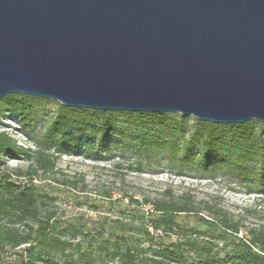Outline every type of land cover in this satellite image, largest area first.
<instances>
[{"label":"water","instance_id":"1","mask_svg":"<svg viewBox=\"0 0 264 264\" xmlns=\"http://www.w3.org/2000/svg\"><path fill=\"white\" fill-rule=\"evenodd\" d=\"M264 123V0H0V99Z\"/></svg>","mask_w":264,"mask_h":264},{"label":"rangeland","instance_id":"2","mask_svg":"<svg viewBox=\"0 0 264 264\" xmlns=\"http://www.w3.org/2000/svg\"><path fill=\"white\" fill-rule=\"evenodd\" d=\"M15 94L24 93L10 95ZM35 97L39 99H27L30 109L24 114L7 110L2 111L0 117V129L7 131L19 146L31 150L36 148L34 140L45 132L60 104L54 99ZM167 113L170 116L167 122L177 130L182 115ZM187 117L184 127L191 131L195 117ZM142 122L136 115L115 114L108 143L99 146L100 136L93 129L98 126L96 118L93 115L84 119L71 117L58 130V141L51 145L50 152L57 159L55 169L47 173L38 170L35 174L17 175L16 170H31L30 161L22 153L0 158V168L11 173L10 180L14 184L33 183L49 201L48 208L60 226L74 224L76 228L63 231L62 235L72 246L62 254L46 256L47 262L42 264L75 260L76 242H83L90 249V244L96 246L104 242L120 225L130 233L132 243L149 256L156 245L150 246L138 233L143 227L154 233L147 221L152 210H145L148 208L145 206H151L144 203L146 198H177L188 194L199 207L205 204L221 207L246 227L264 225V180L252 181L251 167L237 172L223 164L206 165L198 162L194 154L182 162L179 156L170 158L153 143L155 140L162 142L164 131L152 122ZM141 213H144L143 218ZM179 216L192 222L190 217ZM16 225L21 226L20 223ZM240 234L243 236L244 230ZM172 239L176 238L172 236ZM34 248L32 242L5 246L0 250V264H24L29 251ZM93 264L121 263L105 256L95 257Z\"/></svg>","mask_w":264,"mask_h":264},{"label":"trees","instance_id":"3","mask_svg":"<svg viewBox=\"0 0 264 264\" xmlns=\"http://www.w3.org/2000/svg\"><path fill=\"white\" fill-rule=\"evenodd\" d=\"M28 98L39 99L24 94L3 96L0 99V117L1 112L7 110L24 114L26 109H30ZM115 114L139 116L143 124L152 122L157 129L164 131L162 142L155 140L153 143L170 158L179 156L182 162L194 154L198 162L206 165L223 164L237 172L251 167L253 174L250 179L264 180V123L253 119L243 123L217 124L195 118L191 131H187L184 127L187 116H181V126L176 130L167 122L170 119L167 112L94 110L59 104L57 114L45 132L34 140L36 148L33 150L19 146L7 131L0 129V158L22 153L30 161L31 170H16L17 175L35 174L38 170L45 173L53 171L57 157L50 148L58 141L57 132L68 123V119H84L93 115L98 122V126L93 127L100 136L98 145L103 146L113 132L112 118ZM92 141L89 140L90 143ZM10 177V172L0 168V250L5 246L34 243L35 248L29 251L24 264H42L47 262L46 256L64 253L72 244L63 238V231L76 230L74 224L60 226L48 208L49 201L33 183L14 184ZM132 201L139 203L135 199ZM144 203L151 204L152 213L147 221L154 233L146 227L138 233L150 246L156 245L149 256L132 243V236L120 225L104 242L96 246L90 244V249L85 243L76 242L75 260L52 263L93 264L95 257L109 256L121 264H264L263 224L246 227L221 207L209 204L199 207L188 194L177 198H146ZM181 214L192 218V222L184 221L179 216Z\"/></svg>","mask_w":264,"mask_h":264},{"label":"built area","instance_id":"4","mask_svg":"<svg viewBox=\"0 0 264 264\" xmlns=\"http://www.w3.org/2000/svg\"><path fill=\"white\" fill-rule=\"evenodd\" d=\"M145 207H148V208H145V210H147V209H150V210H152L151 208V206H145Z\"/></svg>","mask_w":264,"mask_h":264}]
</instances>
